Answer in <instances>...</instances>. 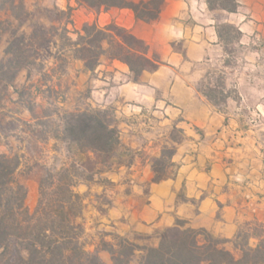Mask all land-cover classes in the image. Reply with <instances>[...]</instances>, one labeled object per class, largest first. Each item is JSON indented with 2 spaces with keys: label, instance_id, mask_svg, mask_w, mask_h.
I'll return each instance as SVG.
<instances>
[{
  "label": "trees",
  "instance_id": "trees-1",
  "mask_svg": "<svg viewBox=\"0 0 264 264\" xmlns=\"http://www.w3.org/2000/svg\"><path fill=\"white\" fill-rule=\"evenodd\" d=\"M76 1L96 13L113 8L130 9L137 19L149 23L159 18L165 0L143 3L127 0ZM206 2L211 11L235 13L239 8L238 0ZM6 7L13 11L20 9L17 0H0V10ZM72 11L69 7L62 12L67 17L63 26L47 29L36 25L30 36L13 32L6 58L0 66L2 89L13 88L18 100L22 101L24 92L14 86L18 74L23 70H28L29 74L36 70L47 82L51 78L45 72L49 58L59 63L69 58L81 61L85 71L93 73L100 66L101 59L107 57L126 64L135 75V81L142 73L159 69L158 58H150L147 44L129 30L116 24L100 28L96 23H86L77 30L72 21ZM215 18L221 42L227 40L225 35L228 32L241 34L236 26L229 23L227 14ZM1 26L2 22L0 32ZM45 86L47 92L54 91L51 86ZM205 96L216 107L219 102H224L212 95ZM28 109L33 114L32 109ZM52 116L47 113L44 117L34 118L35 126H44L42 131L34 130V125L29 122L23 124L34 149H39V143L46 144L54 139L66 146L68 155L67 161L48 165L39 160L38 153L35 154L32 148L27 149L29 161L33 163L29 170L39 171L40 197L33 213L25 205L27 190L17 178L25 156L0 152V264H105L97 252L87 249L84 198L76 188L83 183L96 182L98 177L123 166L130 167L135 157L133 150L123 143L120 125L110 110L65 111L59 115L61 124L56 126L48 121ZM4 119L3 114L0 118V147L2 137L9 131L2 128ZM180 143L173 140L171 148H164L162 155L153 159L152 183L170 179L171 176L166 174L170 168L179 170L180 165L173 159L176 145ZM103 181L108 182L107 179ZM138 237L147 238L144 235ZM116 239V244L103 242L113 264H129L137 252L140 253L139 264H264V225L258 221L246 222L231 239L215 236L205 229H194L183 220H177L173 227L162 231L157 246H140L120 236Z\"/></svg>",
  "mask_w": 264,
  "mask_h": 264
},
{
  "label": "rangeland",
  "instance_id": "rangeland-1",
  "mask_svg": "<svg viewBox=\"0 0 264 264\" xmlns=\"http://www.w3.org/2000/svg\"><path fill=\"white\" fill-rule=\"evenodd\" d=\"M56 3V0H17L20 9L13 11L6 7L0 10V66L6 58V50L14 31H18V35L30 36L36 25L49 29L66 23L67 17L62 12H66L68 8L62 10ZM215 14L216 17L227 13L217 10ZM250 20L253 21L249 24L250 29H246L249 34H238L234 31L225 35L227 40L221 42L222 56L212 57V61L204 67L205 77L199 83L198 89L204 95L223 100L217 108L234 115L244 129L250 130L264 154V16L262 12L256 13ZM72 21L77 30H81L86 23H95L88 21L86 14L73 11ZM233 25L237 27L236 24ZM71 36L76 39L75 35ZM108 60L103 57L100 66L91 73L85 71L81 61L69 58L59 63L49 58L45 72L51 78L47 82L38 71L32 70L29 74L28 70H23L14 82L15 88L24 92L22 101L18 100L19 96L13 88L4 90L0 86V118L3 114L5 116L2 128L9 130L1 139L0 152L25 156L17 171V178L27 190L25 205L33 213L40 197L39 171L29 170L33 163L29 161L27 149L32 148L35 154L38 153L39 160L48 165L67 161L68 155L66 146L54 139L46 144L39 143V149H34L30 137L25 133L27 127L23 125L24 122L33 124L34 130L42 131L44 126H35L34 118L44 117L47 113L53 114L48 121L54 126L61 124L59 115L65 111L101 109L115 113L123 143L133 150L134 166H123L98 177L96 182L83 183L76 188L84 198L87 249L97 252L105 264H113L112 256L104 249L103 242L116 244V236L127 238L140 246L158 245L159 235L164 230L152 235L134 231L124 233L120 224L123 219L113 217V213L119 206L128 203L130 198L132 202L140 197L146 199L149 194L146 180L149 175H152V179L154 177L153 159L159 158L164 148H171L173 140L181 142L176 145L178 150L180 145L189 140V136L179 126L180 119H175L172 114L171 117L166 115L163 109L148 107L139 110L123 104L119 98H106L105 92L118 87L127 79L118 70L108 68ZM130 79L135 81L133 73ZM45 84L54 91L47 92ZM28 108L32 109L33 114ZM48 121L45 119V122ZM193 131L200 133L196 129ZM177 172L170 168L166 174L174 177ZM104 179L108 182H104ZM138 235L147 238L139 239ZM139 256L140 253L137 252L129 264H139Z\"/></svg>",
  "mask_w": 264,
  "mask_h": 264
},
{
  "label": "crops",
  "instance_id": "crops-1",
  "mask_svg": "<svg viewBox=\"0 0 264 264\" xmlns=\"http://www.w3.org/2000/svg\"><path fill=\"white\" fill-rule=\"evenodd\" d=\"M56 1L62 10L70 7L74 13L86 14L88 21L100 27L116 24L147 44L149 57L160 61L159 69L131 81L126 64L108 60V68L127 79L105 92L106 98H119L139 110L163 109L166 115L180 119L179 126L189 136L173 159L180 165L175 177L152 183L149 175L146 199L132 202L130 198L115 209L113 217L123 219L122 231L152 235L183 220L194 229L231 239L246 222L264 225V154L250 130L198 89L204 67L223 51L216 11L209 9L206 0H165L159 18L149 23L137 19L130 9L96 13L79 7L76 0ZM238 3L237 12L227 14L229 22L245 34L256 13L264 16V0Z\"/></svg>",
  "mask_w": 264,
  "mask_h": 264
}]
</instances>
